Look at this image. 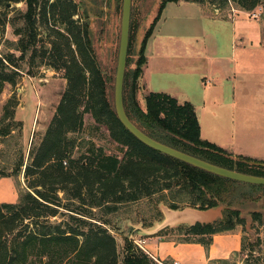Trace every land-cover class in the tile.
I'll return each instance as SVG.
<instances>
[{
  "label": "trees",
  "instance_id": "16d2710c",
  "mask_svg": "<svg viewBox=\"0 0 264 264\" xmlns=\"http://www.w3.org/2000/svg\"><path fill=\"white\" fill-rule=\"evenodd\" d=\"M179 1L182 0H163L160 15L141 44L140 67L135 82L143 72L141 66L147 63V42L162 11L169 2ZM184 1L202 6L208 2L216 15L221 12V19L231 17L224 15L223 11L234 5L238 9L253 11L264 4V0ZM9 2H25L27 10L18 11L10 20L18 36V40L10 44L20 55L12 51L0 53V93L6 83H16L17 76L27 64L64 70L67 87L33 162L25 163L22 159L12 173L0 175H18L24 170L27 178L36 176L26 189L19 192L17 202H0V264H32L37 261L41 264H167L157 262L129 239H126L121 259L116 237L106 226V216L116 214L126 204L153 196H159V202L173 209L226 206L223 217L212 223L179 225L156 234L163 236L172 231L182 238L163 237L168 241L199 243L208 250L215 234L246 225V218L233 200L235 189L247 188L241 196L245 197L244 200H253L256 198L254 193L263 190L264 185L238 182L187 164L145 145L127 130L108 97V81L99 67L87 18L75 19L79 11L74 0H0V6L6 7ZM39 18L40 23L51 27L48 35L53 41L47 47L38 45ZM7 22V15H0V28ZM145 99L147 112L135 101L134 116L127 113L135 123L138 120L148 128L161 127L170 135L171 141L161 140L137 124L153 138L214 164L264 176V166L249 163L264 161L231 154L202 138L200 120L191 102L180 103L168 93L154 91H150ZM87 113L98 126H106L112 140L124 148L122 158L107 154L104 147L96 146L90 139L79 142V138L73 136L84 130ZM9 117L7 106L0 122ZM10 133L9 126L0 129V137ZM76 150L77 157L74 155ZM158 210L161 220L163 214L160 208ZM59 214L67 218L53 219ZM252 221L263 233V238L259 235L256 241L260 245L264 241V213L253 212ZM247 239L244 235L240 251L243 254L249 248L245 243ZM250 250L256 251L254 243ZM210 264L236 263L219 259ZM244 264H264V251H260L254 262L248 255Z\"/></svg>",
  "mask_w": 264,
  "mask_h": 264
},
{
  "label": "rangeland",
  "instance_id": "374dc122",
  "mask_svg": "<svg viewBox=\"0 0 264 264\" xmlns=\"http://www.w3.org/2000/svg\"><path fill=\"white\" fill-rule=\"evenodd\" d=\"M75 1L79 3L80 8V12L75 16V19L81 20V16H86L87 18L92 46L97 56L99 67L108 81L107 94L114 106L115 76L119 55L123 0ZM157 1L158 0H132L130 46L128 50L123 92L124 106L130 115H133L135 101L144 112H147L145 96L148 93L146 92L147 89L144 82V69L146 64L141 66L143 72L138 77L137 82H135V75L140 67L141 32ZM174 6L175 4H168L163 16H170L171 11L174 10ZM203 6L206 12L222 18L220 16L221 12L216 15L210 3L207 2ZM193 9V6L189 7L190 11H193ZM20 10L24 12L27 10V4L25 2H9L6 7L4 5L0 6L1 17L7 15L8 20L7 24L3 28H0V53L3 51H12L15 52L17 56L20 55V52L12 48L13 44H10V42L13 43L18 40V36L15 34L14 27L10 20ZM181 12H183V10H181ZM223 13L231 17L233 15L239 17L237 18L239 22L236 23L235 29L238 33L249 32V43L246 42L244 36L239 40V45L241 46L236 54V64L223 62L222 60H217L215 62L213 60L215 64L212 63V65L216 68L222 67V69L226 71L227 76L230 77L224 83L227 105L222 108V114L216 118H209L206 114H204L205 117L201 115L199 120L202 122L204 132V138H202L211 140L210 142L218 146H220L219 144H227V146L235 144L236 138V147L243 150V153H237L236 155L243 154L242 156H249L247 153L249 152L251 154L249 157L264 161L262 157L264 156V4L258 6L253 11L238 9V7L234 5L231 9H225ZM161 19L159 18L157 21L155 25L156 28H163L165 30L170 26L167 31H172L173 29L175 32H191L189 40L186 39L189 45H187L188 47H191L192 44L195 45L197 39H199L198 43L201 45L203 41L208 43V37H204V35L200 33L201 30L194 25V20L190 19L188 21L178 22L173 20L172 15L169 17V22L167 23L163 22ZM245 20L249 21L246 22ZM40 22L41 19L39 18V23ZM219 24L220 21L207 22V20H204V25L207 26L209 30L213 32L217 40L220 41L219 54H224L228 51V43L227 41L225 42L228 32L225 30L223 34L220 33ZM50 28L51 27L48 28L46 24H39V46L47 47L51 45L53 37L48 35V32L51 31ZM196 52L195 50H193V52L189 50L187 57L180 58L181 62H187V60L189 62L191 59L188 58L189 55L194 56ZM203 55H205V57H202ZM179 62L178 60L175 65L179 66ZM211 62V55H209L207 51L198 56L193 62V66L197 68H209ZM25 66V70L17 76L16 83H6L4 89L0 93V119H3L7 106L10 111V117L0 122V129L4 126L11 127V133L8 136L0 137V175L3 172L7 174L12 173V170L22 159L25 160V163L33 162L38 147L42 143L45 132L56 115L57 107L67 87V79L65 78L64 70H56L48 66L34 67L28 64ZM234 68L236 72L233 71ZM146 74H148V72L145 73V75ZM193 75H191L192 80L198 78L200 82H203L202 75ZM209 75L211 74H207L206 76ZM175 78L172 75L163 78L153 76L150 85L154 90H159L154 92H160L161 89L170 88L173 83L178 81L177 78ZM231 82H234L235 85V101L239 103L236 106L234 105L233 98H231L233 96ZM178 83L180 82L178 81ZM211 84L208 86H211ZM202 90H209V87H205ZM251 95L252 97H250ZM211 96L213 95H210V98ZM193 100L197 106L205 104L203 101H200V99L196 100L193 98ZM222 106L224 105L215 107V109L221 111L220 107ZM243 106L247 107L249 110L243 108ZM247 113H251L252 116L250 118L244 117ZM243 121L247 122L243 123ZM136 122H138L136 124H140L155 137L161 140L171 141L170 135L161 127L154 126L148 128L140 121L137 120ZM237 129L244 132L245 129H247L248 135H236ZM232 134L234 135V139L230 141ZM73 136L78 137L79 142L84 139L92 140L96 146L104 147L107 154L117 155L120 158L123 156L124 148L118 142L112 140L110 131L107 127L98 126L89 113L85 115L84 130L74 133ZM245 136L247 138H244ZM225 150L231 154H235L231 152L232 150L230 147H227ZM77 152L78 150H76L74 154L76 157L78 156ZM35 178L36 176L27 178L24 174V170L18 175L0 176V201L9 203L17 202L19 192L26 189L29 181L33 182ZM260 191H264V189ZM245 192H247V188L242 186L237 187L234 192L233 200L235 206L239 209L242 206L240 210L243 211L246 217L247 214H249V217H252V213L246 211L247 207L245 205H249L247 203L253 200L249 198L244 200L245 197L241 195L245 194ZM258 193L259 191L254 193L255 197ZM61 195H63V193H61ZM158 197L159 196H153L133 204H126L122 206L116 214L106 216V221L108 222L106 226L116 237L121 259L123 257L122 252L126 239L134 241L135 244H137L136 241L147 239V236L139 233L137 226L145 225L146 227V225H153L156 221L160 220L158 209L160 208L161 210L160 206L162 204H167L159 202ZM252 205L258 208L257 203H253ZM62 215L63 214H59L58 218L53 219L61 221L67 218V216ZM246 225L242 227L244 230H246ZM250 228L252 232H245V235L248 237L245 243L249 248L244 254L238 252L237 255L231 256L230 261L233 263L244 264V260L248 255L249 260L254 262L260 251H264V241H262L260 245L256 242L259 235L263 238V233L259 231L257 223L252 221L250 223ZM161 237L175 240L182 239L172 231L165 232ZM9 238H11V236H9ZM253 243L256 249L255 252H251L250 250V245ZM145 244L146 243H143V246H145ZM150 256L155 259L152 255ZM155 260L159 263L163 262L161 260ZM32 264L41 263L37 261ZM167 264L169 263L167 262Z\"/></svg>",
  "mask_w": 264,
  "mask_h": 264
},
{
  "label": "crops",
  "instance_id": "0c3cea01",
  "mask_svg": "<svg viewBox=\"0 0 264 264\" xmlns=\"http://www.w3.org/2000/svg\"><path fill=\"white\" fill-rule=\"evenodd\" d=\"M168 4H175V6L173 7L174 10L171 11V15L174 21L184 22L190 19L194 20V25H196V27H199L201 30L200 33L204 35V37H208V43L206 41H203V44L201 45L200 43H198L199 39L196 38L197 43L194 42L195 45L192 44L191 47H188L189 45L187 44L186 39L189 40L191 32H175L173 29L172 31H167L170 26L165 30L163 28L155 27L153 34L147 42L145 51V55L147 57V63L144 69V82L147 89L146 92L149 93L150 91H159L154 90V88H152V86L150 85L153 76L161 78L168 75H172L174 78L176 76L177 80L180 83L176 81L171 85L170 88L161 89L160 92H165L172 95L173 97H176L180 103H183L185 101L191 102L196 108L199 119L201 115L204 114H206L209 118H216L220 114H222V108L226 107L227 105V98L225 99L226 89L224 83L230 77L227 76L226 71L223 70L222 67L216 68L212 65V63L215 64L217 60H222L223 62L236 64V54L240 50L241 46L239 45V40L244 36L246 42L249 43V32L238 33L236 31L235 27L236 23L239 22L237 21L239 20L237 19L239 17H235L234 15L227 19H221L206 12L204 6L184 0L179 2H169ZM168 4L161 13L162 19L160 17V19L165 23L169 22V17H171V15H167L166 17L163 16ZM190 6H193V11L189 10ZM181 10H183V12H181ZM204 20H207V22L220 21L219 32L222 34L223 32H225V30H227L228 33L225 40V42L227 41L228 43L227 53L219 54V47L221 45L220 41H218L213 32H211V30H209V28L204 25ZM245 21L248 22L249 20ZM189 50H191L192 52L193 50L197 51L196 55H189L188 58H191L189 62L187 59H184L187 60V62H181L180 58L187 57ZM207 51L209 55H211L212 60L209 68H197L193 66V62L198 58V56H200V54L206 53ZM202 57H205V55H203ZM177 59L180 61L179 66L175 65V63L178 62ZM233 71H235V68ZM147 72L148 74L145 75V73ZM193 74L198 76L202 75L203 82H200L198 78L196 80H192L191 75ZM207 74L211 75L206 76ZM209 84H211V86H208ZM230 84L233 88V96L231 95V98H233L234 105L236 106L239 103L235 101V85L234 82H231ZM205 87H209V90L203 91L202 89H204ZM210 95L213 96H211L210 98ZM250 97H252V95ZM193 98L196 100L200 99V101H203L205 104L197 106L194 103ZM221 105H224L220 107L221 111L215 109V107ZM243 108L249 110L245 106H243ZM251 116V113H247L244 117L250 118ZM203 117H205V115ZM247 121H243V123H246ZM200 124L201 136L204 138L202 122ZM237 134L248 135V132L247 129H245V132L237 129L236 135ZM244 138L247 137L245 136ZM233 139L234 135L232 134L230 141ZM207 141L211 140L207 139ZM219 145L221 147L224 146L223 148L225 149L227 147H230V149L232 150L231 152L235 153L234 155H236L237 153H243V150L236 147V138L235 144H230L229 146H227V144ZM247 153L249 156H251L249 152ZM262 157L264 158V156ZM253 203H257L258 208L253 207ZM247 204L249 205L245 206L247 207L246 211H248V213H253L255 211L264 213V191H259L256 198H254L252 202H248ZM217 214L219 213L217 212ZM242 216L247 219V225L245 227L246 232H252V229L250 228L252 217H249V214H247L246 217L243 211ZM244 235L245 232L243 231L242 227H237L234 231L231 232L215 234L213 236V243L208 250L199 243H180L175 241H168L161 236L153 235L147 236V239H145V248L150 255L155 257V259L161 260L163 262L167 261L169 264H210L214 260L230 259L231 256L237 255V253L241 251Z\"/></svg>",
  "mask_w": 264,
  "mask_h": 264
},
{
  "label": "water",
  "instance_id": "95a60500",
  "mask_svg": "<svg viewBox=\"0 0 264 264\" xmlns=\"http://www.w3.org/2000/svg\"><path fill=\"white\" fill-rule=\"evenodd\" d=\"M163 0H158L155 7L149 14L144 29L141 32V44L146 38L147 33L154 25L156 19L159 17L162 9ZM131 16H132V0H123L122 7V21H121V35L119 44V55L117 70L115 76V98L114 108L120 122L129 130L137 139H139L145 145L160 151L166 155H169L175 159L183 161L187 164L210 172L212 174L232 179L238 182L264 185V176L253 175L249 173L240 172L234 169L226 168L205 159L187 153L183 150L168 145L162 141H159L143 129H141L128 115L124 106V80L128 60V50L130 43V28H131ZM234 160H241L234 155H226ZM252 165L264 166V162L249 161ZM161 211L163 218L156 221L152 226L145 228L143 225L137 226L139 233L144 236H153L166 228H173L179 225H195L197 223L208 224L218 219H221L226 209L225 205H219L208 209H200L192 206H184L181 208L173 209L167 205H161ZM217 212L219 214H217Z\"/></svg>",
  "mask_w": 264,
  "mask_h": 264
},
{
  "label": "built area",
  "instance_id": "2783aa9c",
  "mask_svg": "<svg viewBox=\"0 0 264 264\" xmlns=\"http://www.w3.org/2000/svg\"><path fill=\"white\" fill-rule=\"evenodd\" d=\"M137 242V244L139 245V246H141L148 254H149V252L147 251V249L145 248V246H143V243H146V240H139V241H136Z\"/></svg>",
  "mask_w": 264,
  "mask_h": 264
},
{
  "label": "flooded vegetation",
  "instance_id": "af4514ba",
  "mask_svg": "<svg viewBox=\"0 0 264 264\" xmlns=\"http://www.w3.org/2000/svg\"><path fill=\"white\" fill-rule=\"evenodd\" d=\"M74 2L78 5V11L80 12L79 3H77L75 0Z\"/></svg>",
  "mask_w": 264,
  "mask_h": 264
}]
</instances>
